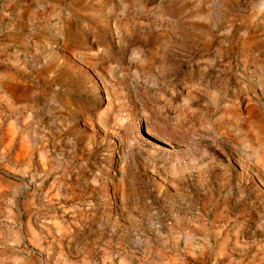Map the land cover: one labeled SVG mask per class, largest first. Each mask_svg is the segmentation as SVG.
<instances>
[{"label": "rangeland", "instance_id": "1", "mask_svg": "<svg viewBox=\"0 0 264 264\" xmlns=\"http://www.w3.org/2000/svg\"><path fill=\"white\" fill-rule=\"evenodd\" d=\"M17 25L0 264H264V0H0Z\"/></svg>", "mask_w": 264, "mask_h": 264}, {"label": "crops", "instance_id": "2", "mask_svg": "<svg viewBox=\"0 0 264 264\" xmlns=\"http://www.w3.org/2000/svg\"><path fill=\"white\" fill-rule=\"evenodd\" d=\"M19 1L23 3L24 0ZM7 29L8 30L0 36V110H2L3 113H5L6 107L12 109L17 108L20 102L21 90L17 85V79L21 64L17 57H12L11 54L7 52V48L13 47L19 49L24 34V31L18 27V25ZM6 79L11 80V83H5L6 85H3V81ZM10 116H16V114H10Z\"/></svg>", "mask_w": 264, "mask_h": 264}]
</instances>
